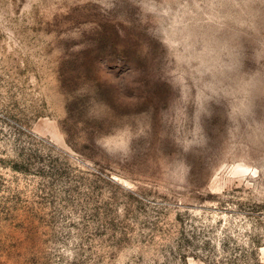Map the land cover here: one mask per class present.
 Returning a JSON list of instances; mask_svg holds the SVG:
<instances>
[{
	"label": "rangeland",
	"instance_id": "rangeland-1",
	"mask_svg": "<svg viewBox=\"0 0 264 264\" xmlns=\"http://www.w3.org/2000/svg\"><path fill=\"white\" fill-rule=\"evenodd\" d=\"M0 264H264V0H0Z\"/></svg>",
	"mask_w": 264,
	"mask_h": 264
}]
</instances>
